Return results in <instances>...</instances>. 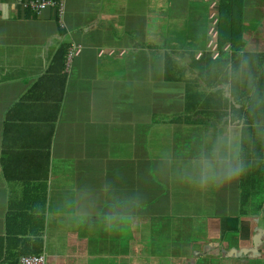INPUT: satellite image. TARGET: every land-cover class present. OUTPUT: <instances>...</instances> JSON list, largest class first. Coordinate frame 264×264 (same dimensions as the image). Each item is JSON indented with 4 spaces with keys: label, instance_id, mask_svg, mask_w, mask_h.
Returning a JSON list of instances; mask_svg holds the SVG:
<instances>
[{
    "label": "crops",
    "instance_id": "0c3cea01",
    "mask_svg": "<svg viewBox=\"0 0 264 264\" xmlns=\"http://www.w3.org/2000/svg\"><path fill=\"white\" fill-rule=\"evenodd\" d=\"M25 1L0 0V264H264V0Z\"/></svg>",
    "mask_w": 264,
    "mask_h": 264
},
{
    "label": "built area",
    "instance_id": "2783aa9c",
    "mask_svg": "<svg viewBox=\"0 0 264 264\" xmlns=\"http://www.w3.org/2000/svg\"><path fill=\"white\" fill-rule=\"evenodd\" d=\"M64 5L65 0H26L24 3H20L22 10H29L35 15H40L48 8H56L61 15L64 10ZM59 22L62 24V20H59ZM76 49L77 45L75 43H71L67 56V66L70 65ZM66 71H68V69H66ZM19 264H45V256L42 254L21 256L19 259Z\"/></svg>",
    "mask_w": 264,
    "mask_h": 264
},
{
    "label": "trees",
    "instance_id": "16d2710c",
    "mask_svg": "<svg viewBox=\"0 0 264 264\" xmlns=\"http://www.w3.org/2000/svg\"><path fill=\"white\" fill-rule=\"evenodd\" d=\"M228 2L230 1H233V0H227ZM221 28V26H220ZM222 29V28H221ZM182 120V117H176L173 121H180ZM35 255H39V254H35ZM23 256H27V255H23ZM219 261L217 260V258L211 256V255H208V254H205L201 257L200 259V264H217Z\"/></svg>",
    "mask_w": 264,
    "mask_h": 264
},
{
    "label": "clouds",
    "instance_id": "9594fccd",
    "mask_svg": "<svg viewBox=\"0 0 264 264\" xmlns=\"http://www.w3.org/2000/svg\"><path fill=\"white\" fill-rule=\"evenodd\" d=\"M240 169L238 167H228L226 170H225V173H224V178L226 179H230L232 178Z\"/></svg>",
    "mask_w": 264,
    "mask_h": 264
},
{
    "label": "rangeland",
    "instance_id": "374dc122",
    "mask_svg": "<svg viewBox=\"0 0 264 264\" xmlns=\"http://www.w3.org/2000/svg\"><path fill=\"white\" fill-rule=\"evenodd\" d=\"M233 2L235 3L236 0H233ZM230 3H232V1H230V2H228V1L220 2V6L222 7V11H223L224 5L230 4ZM206 214H217V213H215V212H207Z\"/></svg>",
    "mask_w": 264,
    "mask_h": 264
}]
</instances>
